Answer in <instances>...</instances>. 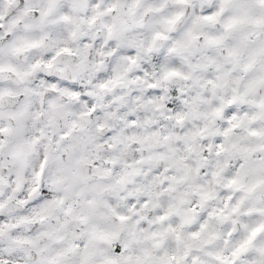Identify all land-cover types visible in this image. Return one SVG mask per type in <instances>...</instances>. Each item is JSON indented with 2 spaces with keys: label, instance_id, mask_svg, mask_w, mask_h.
<instances>
[{
  "label": "snow or ice",
  "instance_id": "obj_1",
  "mask_svg": "<svg viewBox=\"0 0 264 264\" xmlns=\"http://www.w3.org/2000/svg\"><path fill=\"white\" fill-rule=\"evenodd\" d=\"M0 264H264V0H0Z\"/></svg>",
  "mask_w": 264,
  "mask_h": 264
}]
</instances>
